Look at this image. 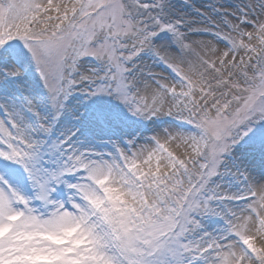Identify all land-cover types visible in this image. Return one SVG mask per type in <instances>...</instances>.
<instances>
[{"label":"snow or ice","instance_id":"6c2138e0","mask_svg":"<svg viewBox=\"0 0 264 264\" xmlns=\"http://www.w3.org/2000/svg\"><path fill=\"white\" fill-rule=\"evenodd\" d=\"M0 264H264V0H0Z\"/></svg>","mask_w":264,"mask_h":264},{"label":"rangeland","instance_id":"374dc122","mask_svg":"<svg viewBox=\"0 0 264 264\" xmlns=\"http://www.w3.org/2000/svg\"><path fill=\"white\" fill-rule=\"evenodd\" d=\"M221 47H223V45H221Z\"/></svg>","mask_w":264,"mask_h":264}]
</instances>
